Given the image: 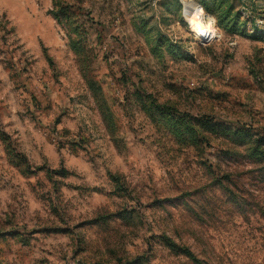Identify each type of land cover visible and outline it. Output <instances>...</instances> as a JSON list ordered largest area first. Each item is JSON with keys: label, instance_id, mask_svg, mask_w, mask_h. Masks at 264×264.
<instances>
[{"label": "rangeland", "instance_id": "obj_1", "mask_svg": "<svg viewBox=\"0 0 264 264\" xmlns=\"http://www.w3.org/2000/svg\"><path fill=\"white\" fill-rule=\"evenodd\" d=\"M0 264H264V0H0Z\"/></svg>", "mask_w": 264, "mask_h": 264}, {"label": "bare ground", "instance_id": "obj_2", "mask_svg": "<svg viewBox=\"0 0 264 264\" xmlns=\"http://www.w3.org/2000/svg\"><path fill=\"white\" fill-rule=\"evenodd\" d=\"M192 22L198 36L202 37L208 35L209 33H213V24L210 23V21L197 18V20H193Z\"/></svg>", "mask_w": 264, "mask_h": 264}, {"label": "trees", "instance_id": "obj_3", "mask_svg": "<svg viewBox=\"0 0 264 264\" xmlns=\"http://www.w3.org/2000/svg\"><path fill=\"white\" fill-rule=\"evenodd\" d=\"M203 6V5H202ZM203 8L206 10L207 9V7H205V6H203Z\"/></svg>", "mask_w": 264, "mask_h": 264}]
</instances>
